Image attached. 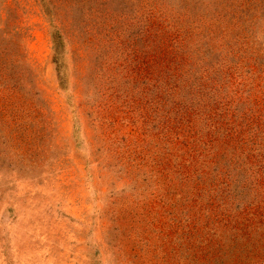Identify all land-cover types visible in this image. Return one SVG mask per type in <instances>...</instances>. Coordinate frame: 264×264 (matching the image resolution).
<instances>
[{
  "label": "rangeland",
  "instance_id": "obj_1",
  "mask_svg": "<svg viewBox=\"0 0 264 264\" xmlns=\"http://www.w3.org/2000/svg\"><path fill=\"white\" fill-rule=\"evenodd\" d=\"M0 264H264V0H0Z\"/></svg>",
  "mask_w": 264,
  "mask_h": 264
},
{
  "label": "trees",
  "instance_id": "obj_2",
  "mask_svg": "<svg viewBox=\"0 0 264 264\" xmlns=\"http://www.w3.org/2000/svg\"><path fill=\"white\" fill-rule=\"evenodd\" d=\"M245 237H244V236ZM243 235H241L240 237H242L243 239H244V241H246V240H248L249 239V235H247V233L246 234H243Z\"/></svg>",
  "mask_w": 264,
  "mask_h": 264
}]
</instances>
